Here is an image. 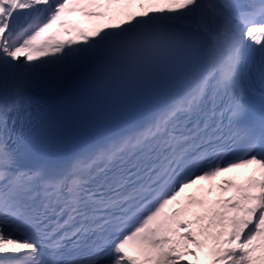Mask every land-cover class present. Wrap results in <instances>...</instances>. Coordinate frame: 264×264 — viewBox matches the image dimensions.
Listing matches in <instances>:
<instances>
[{"label":"snow or ice","instance_id":"6c2138e0","mask_svg":"<svg viewBox=\"0 0 264 264\" xmlns=\"http://www.w3.org/2000/svg\"><path fill=\"white\" fill-rule=\"evenodd\" d=\"M74 79L176 91L67 165L26 167L8 113ZM0 264H264V0H0Z\"/></svg>","mask_w":264,"mask_h":264},{"label":"bare ground","instance_id":"6f19581e","mask_svg":"<svg viewBox=\"0 0 264 264\" xmlns=\"http://www.w3.org/2000/svg\"><path fill=\"white\" fill-rule=\"evenodd\" d=\"M70 19L75 22V23H78L81 27H84V25L81 23V20H75L73 17H70ZM48 90V89H47ZM43 91H46V90H33L29 93L30 97H31V102L30 103H23V104H20L21 106H28L30 104H32V101L34 99V97L36 96L37 93H41ZM229 175H233V173H228Z\"/></svg>","mask_w":264,"mask_h":264},{"label":"rangeland","instance_id":"374dc122","mask_svg":"<svg viewBox=\"0 0 264 264\" xmlns=\"http://www.w3.org/2000/svg\"><path fill=\"white\" fill-rule=\"evenodd\" d=\"M74 19H77V17H74ZM81 19V23L86 27L87 26V21H85L83 18H80Z\"/></svg>","mask_w":264,"mask_h":264}]
</instances>
